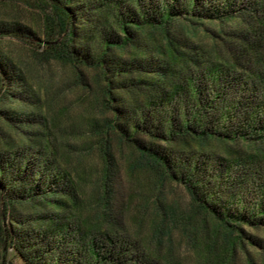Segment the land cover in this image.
I'll return each mask as SVG.
<instances>
[{"label": "trees", "instance_id": "16d2710c", "mask_svg": "<svg viewBox=\"0 0 264 264\" xmlns=\"http://www.w3.org/2000/svg\"><path fill=\"white\" fill-rule=\"evenodd\" d=\"M3 1L35 8L42 59L69 65L101 115L79 145L49 127L57 114L46 124L31 110L46 131L30 130L27 110L18 124L19 109L2 103L36 95L0 55V121L23 140L0 134V264L9 248L21 264H237L241 253L254 264L248 248L264 250L251 234L264 230V0ZM0 34L37 37L18 22ZM93 152L101 167L87 169ZM123 158L155 193L181 186L187 208L140 189L123 198Z\"/></svg>", "mask_w": 264, "mask_h": 264}, {"label": "rangeland", "instance_id": "374dc122", "mask_svg": "<svg viewBox=\"0 0 264 264\" xmlns=\"http://www.w3.org/2000/svg\"><path fill=\"white\" fill-rule=\"evenodd\" d=\"M15 22L20 23L22 26L34 28V31L37 32V37L33 40V43H22L12 35L0 34V55L7 61L12 60L14 64H17V66L23 69L25 72V79L27 80L26 84L36 95V98L40 103L38 105L35 103L37 102L36 98H34V102H30L29 100L32 99L28 97L29 93L26 92L21 93V108L19 107L17 100L13 105L9 102L2 103V101H4L2 96H0V103L4 106V110H7L10 106L19 109V116H17L18 124H21L22 120L26 118V113L24 111L27 110L30 114L31 120L34 121V123H30V130L33 132H36L37 130H46L36 122V117L32 115L31 110L43 112L47 119L46 124L48 122L50 124L52 118L57 114L58 121L56 122V126L51 123L49 127L53 129L56 135H67V137L69 136L70 138V143L79 145L81 141L89 139V127L87 126V123L92 118L101 115V111L95 109L93 105L95 93L82 88L81 84L76 80L73 69L69 65L59 63L54 59H42L40 54L44 51V47L39 41V38H41L42 35L37 29L40 17L35 8L27 7L24 2L12 3L0 0V24L10 25ZM205 22L206 25L204 27L208 30H214L215 32L218 30L219 27L216 23ZM228 28L229 26H226L227 30ZM198 32L197 37L200 42L208 46L213 44V39L209 32H206L202 28ZM218 45L220 46V43ZM94 74V71L87 70L85 73V80L92 82L95 86L93 81ZM14 88V93L20 95V91H17L18 87ZM73 128H78L79 132L71 133L70 131ZM2 133H4L9 140H14V142L23 141L15 130H9L5 124L0 121V134ZM125 159H119L120 171L116 180V188L118 192L124 194L123 198L126 199L131 192L140 189L148 196H151L149 197L151 200L152 197L159 192L155 193L154 190H151L150 186H148L151 182H148L147 175L143 172L135 173L140 177L142 183V186H139V184L137 185L135 174H130L127 170V159ZM82 160L87 166V169L97 166L98 168L101 167V161L96 152L84 155ZM94 174L96 176L98 175V173ZM86 190L87 192H91V188L89 189L87 187ZM163 192V195H160L159 193L158 196H160L166 204L174 203L180 208V210H185L187 208L189 199L185 190L181 186L167 184L165 185V190H163ZM152 212L153 211L150 210L146 215L148 221L153 217ZM1 221L3 224H6L5 220ZM145 225V227H147L145 230L147 231L149 224L146 223ZM173 233L174 237L179 236V232L176 229ZM251 234L256 235L258 239L264 240V230L251 231ZM182 250L184 251L185 249ZM248 256L253 260L254 264H264V250L251 246L248 248ZM245 257L246 255L244 253L239 254L237 264H243ZM6 263L21 264L22 261L15 251L9 248L6 252Z\"/></svg>", "mask_w": 264, "mask_h": 264}]
</instances>
